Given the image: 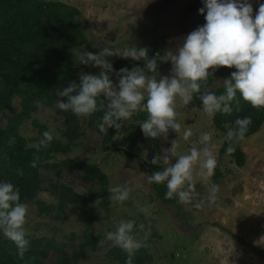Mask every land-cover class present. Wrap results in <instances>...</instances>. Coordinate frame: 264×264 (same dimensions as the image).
<instances>
[{
	"label": "rangeland",
	"instance_id": "obj_1",
	"mask_svg": "<svg viewBox=\"0 0 264 264\" xmlns=\"http://www.w3.org/2000/svg\"><path fill=\"white\" fill-rule=\"evenodd\" d=\"M43 1L62 2L78 10L77 19L82 23L86 42L70 50L69 57L79 78L82 73L98 75L101 68L79 64L74 51L99 53L106 46L122 50L133 45L147 48L149 58L157 57L158 71L150 75L157 79L171 76L173 66L167 60V52L175 53L187 34L206 23L205 15L199 12L204 6L202 0ZM250 2L255 17L259 3L257 0ZM107 59L116 70L109 75L117 86L116 72L121 68L145 66L144 60L119 56ZM228 78V71L216 75L212 87L203 92H216L224 87V80ZM38 106L19 126V133L28 147L45 150L39 144L41 138L33 121L44 124L58 140L66 143L63 111L44 104ZM21 111V101L15 98L0 114V131ZM176 112L180 133L169 130L167 139L158 138L163 153L165 149L170 150L176 140V147L169 151L170 162L175 164L178 156L188 154L192 147L202 148L199 138L204 132L212 135L211 144L217 159L214 174L206 180L199 175V163L194 166V189L189 203L179 202L177 207L165 205L148 183V162L154 139L147 138L144 144L129 147L131 137L142 136L139 125L147 119L145 110H137L131 118L122 120L111 141L108 140L110 127L106 126V131L101 133L99 122H93L91 115L80 117L82 133L71 145V152L59 155L51 163L69 158L96 164L106 175L109 188L127 186L130 198L123 203L111 201L107 208L91 202L82 208L67 204L61 210L58 199L52 194L54 184L68 186L86 197L100 185L85 184L79 171L69 172L62 167L43 169L44 189L35 201L27 204L26 238L54 240L71 256L83 249L86 234L106 238L120 221L131 220L135 222L133 235L141 244L131 256L143 251L145 255L144 261L134 260V264H264V124L243 140L233 138L246 156L245 165L239 167L231 157L221 153L226 136L214 126L216 114L210 117L204 113L194 97L189 105H183L177 98ZM187 128H191L193 135L185 141L183 131ZM217 171L221 172L218 177ZM213 185L219 190L215 203L210 205L207 196ZM0 235L5 238L2 233ZM113 247L111 241L105 240L94 249L86 248L77 264H126L109 258ZM57 254V251L51 252L45 264H58Z\"/></svg>",
	"mask_w": 264,
	"mask_h": 264
},
{
	"label": "clouds",
	"instance_id": "obj_2",
	"mask_svg": "<svg viewBox=\"0 0 264 264\" xmlns=\"http://www.w3.org/2000/svg\"><path fill=\"white\" fill-rule=\"evenodd\" d=\"M257 2L259 8L253 17L250 0H202L204 6L199 12L205 15L206 23L187 34L175 53L167 52V60L173 66L171 76L157 79L155 75H150L158 71V59L149 58V50L145 47L133 45L113 50L106 46L99 53L74 51V58L79 64L99 67L101 71L98 75L82 73L79 84L72 82L63 88L59 95L67 100L58 102L57 107L62 111H71L77 117H87L97 111L98 98L104 97L108 103L98 125L101 133L106 131V126L120 128L121 120L131 118L137 110H145L147 119L139 126L145 138L152 139L161 136L167 139L169 130L180 133L181 125L176 119L177 98L183 105H189L193 94H198L202 111L210 117L216 113L230 114L237 93L253 108L264 107V0ZM113 56L144 60L145 66L121 68L116 72L117 86L109 75L116 71L107 59ZM221 66L236 69L230 78L224 80L223 94L201 92V82L213 75L209 69ZM251 122V116L237 119L236 130L229 129L226 140H243ZM192 135L191 128L183 131L185 141ZM53 139V133L45 131L39 144L46 147ZM211 141L210 133H202L199 143L203 147H192L188 154L178 156L176 163L172 164L169 151L176 147L174 140L170 150L165 149L163 155H155L151 160L153 165L162 163L163 170L147 175L148 183H166V199L178 198L181 204L189 203L194 189V166L199 163V175L204 180L211 177L217 167ZM234 151L230 143L226 154L231 155ZM37 160L32 161V167H36ZM218 190V186L210 187L207 196L210 205L215 203ZM109 192L113 203H123L130 198L127 186H112ZM27 216L28 206L21 202L20 189L10 181L0 180V233L15 244L21 258L29 248L24 227ZM134 226V221H120L115 231L106 235L107 241L129 253L126 264H134L131 254L141 247L133 235ZM103 243V240L99 241V244Z\"/></svg>",
	"mask_w": 264,
	"mask_h": 264
},
{
	"label": "trees",
	"instance_id": "obj_3",
	"mask_svg": "<svg viewBox=\"0 0 264 264\" xmlns=\"http://www.w3.org/2000/svg\"><path fill=\"white\" fill-rule=\"evenodd\" d=\"M78 10L62 2H47L43 0H0V114H2L18 98L21 101L22 111L12 118L7 127L0 131V180L12 182L20 189L21 202L31 203L44 189L43 169H56L62 167L69 172H81L82 181L87 185H100V188L91 191L89 196L77 194L72 188L54 184L52 194L59 201L61 210L67 204L82 208L85 204L97 202L101 208H107L110 203L109 186L106 175L96 164L87 161H73L64 159L51 163L58 156L71 152L72 144L81 136L80 117L71 111H63L66 130L64 132L66 143L54 139L45 147L44 151L30 148L27 141L19 133V126L31 113L38 109L39 104L57 107L60 100L66 102L67 98L59 93L70 83H80V78L69 57V51L83 46L86 35L82 23L77 19ZM207 81L201 82V92L212 87L218 74L236 71V69L221 66L209 69ZM224 87L217 90V95L223 94ZM197 103L202 106L198 94H193ZM105 101H104V100ZM108 101L104 97L97 100V111L93 114V122H101V117L107 110ZM233 111L230 114L216 113L214 117L215 128L224 133L229 129L236 130L237 119L251 116V124L245 137L255 134L264 124V107L256 109L244 101L237 93L232 103ZM122 120L119 122L121 125ZM34 127L42 139V134L49 131L44 124L33 121ZM119 131L110 128L108 140L111 141ZM131 137L129 147L133 148L146 142L145 136ZM231 143L235 151L226 154ZM153 150L148 162L150 175L162 171V163L153 165L151 160L155 155H163L158 138L153 141ZM221 153L231 157L237 166L243 167L246 156L238 144L233 140H225ZM36 167L32 161L37 159ZM22 172L23 174H19ZM221 172L217 171L216 176ZM156 197L165 205L177 207L178 198L166 199V183L152 184ZM105 241L104 236L94 237L86 234L81 251L71 256L65 248L54 240L36 238L29 240V248L21 258L17 254L15 244L0 235V264H45L50 253L57 251L58 264H77L85 254L86 248H96L99 241ZM113 261L126 263L129 253L114 246L108 253ZM133 261L142 262L145 259L144 251L132 257Z\"/></svg>",
	"mask_w": 264,
	"mask_h": 264
}]
</instances>
